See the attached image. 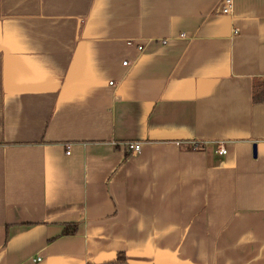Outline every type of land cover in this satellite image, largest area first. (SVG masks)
Returning <instances> with one entry per match:
<instances>
[{"label":"crops","instance_id":"obj_1","mask_svg":"<svg viewBox=\"0 0 264 264\" xmlns=\"http://www.w3.org/2000/svg\"><path fill=\"white\" fill-rule=\"evenodd\" d=\"M220 1L0 0V264H264V0Z\"/></svg>","mask_w":264,"mask_h":264},{"label":"trees","instance_id":"obj_2","mask_svg":"<svg viewBox=\"0 0 264 264\" xmlns=\"http://www.w3.org/2000/svg\"><path fill=\"white\" fill-rule=\"evenodd\" d=\"M252 102L253 103H263L264 102V79H253L252 80ZM76 225L71 224L64 228L63 233H73L75 231ZM118 261H124V255H118Z\"/></svg>","mask_w":264,"mask_h":264},{"label":"built area","instance_id":"obj_3","mask_svg":"<svg viewBox=\"0 0 264 264\" xmlns=\"http://www.w3.org/2000/svg\"><path fill=\"white\" fill-rule=\"evenodd\" d=\"M233 10V0H221L219 3V11L224 14H229ZM123 64H126V62H123ZM197 144H195L196 146ZM128 148L131 149L133 152H138L140 150V143L134 142V143H128ZM67 149L69 147L67 146ZM215 152L220 155L226 154L227 150L224 145H219ZM66 153H69V151H66ZM35 260H39L37 257Z\"/></svg>","mask_w":264,"mask_h":264}]
</instances>
